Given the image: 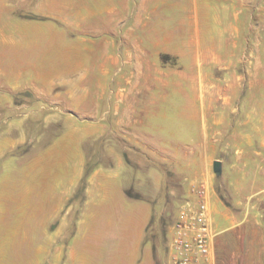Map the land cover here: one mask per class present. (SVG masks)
I'll return each instance as SVG.
<instances>
[{
	"label": "crops",
	"instance_id": "0c3cea01",
	"mask_svg": "<svg viewBox=\"0 0 264 264\" xmlns=\"http://www.w3.org/2000/svg\"><path fill=\"white\" fill-rule=\"evenodd\" d=\"M131 1L0 0V75H5L0 82L6 83L0 87V109H19L5 90L31 91L40 99L68 104L75 113L94 116L90 122L67 115L62 121L74 128L106 130L111 168L107 177L101 170L93 171L84 194L80 193L84 173L79 172L74 176L78 187L59 197L49 196L41 212L30 204L33 187L2 189L0 241L4 235L19 242L26 251L17 257L25 264H160L152 230L159 227L164 208L161 205L158 212L154 205L163 201L167 173L162 163L175 162L178 140L170 133L162 141L169 149L159 144L160 149H148L140 141L132 147L119 138V132L144 131L148 117L158 114L160 96L155 88L159 83L170 87V81L160 77L164 68L184 67L187 71L182 75L193 76L195 68L211 65L212 51L223 59L228 52L241 50L249 14V10L244 14V4L259 2L151 0L154 10L148 12L149 0H139L137 10H132ZM25 8L39 19L20 17L18 11ZM258 23L256 33L264 30V12ZM44 27L50 34L44 33ZM36 30L43 33L39 40L30 36ZM70 30L78 39L72 40ZM63 55L70 57L63 65L66 70L60 68ZM51 60L60 66L54 75L49 70ZM27 72L30 78L24 80ZM121 81L129 85L127 89ZM86 82L98 90H82ZM58 87L69 90L53 95ZM48 111L40 107L33 113L44 121L56 118L47 116ZM130 165L150 170L149 176L133 175L127 170ZM140 178L143 184L134 185ZM103 179L117 187H99ZM115 226L126 231L110 244L105 234ZM38 241L42 245L36 248Z\"/></svg>",
	"mask_w": 264,
	"mask_h": 264
},
{
	"label": "rangeland",
	"instance_id": "374dc122",
	"mask_svg": "<svg viewBox=\"0 0 264 264\" xmlns=\"http://www.w3.org/2000/svg\"><path fill=\"white\" fill-rule=\"evenodd\" d=\"M150 1L146 4L148 12L154 10ZM138 5L139 0L131 1L132 10H137ZM248 10V27L242 36L241 50L228 52L229 56L223 59L219 52L212 51L211 65L195 68L193 76H183L182 72L187 71L184 67L164 68L160 77L170 81V87L159 83L155 88L160 96L158 114L148 117L144 131L119 132V138L132 147L140 141L141 145L145 142L148 149H160L156 144L166 149L162 141L170 133L178 140L175 162L162 163L167 173L163 201L154 205L158 212L161 205L164 208L159 227L152 230V237L157 235L154 249L160 264L169 262L172 228L183 201L190 196L193 184L202 183L209 190L215 209V264H264V30L255 32L260 14L264 12V0L244 4V14ZM18 15L39 19L26 8L18 11ZM43 31L50 34L46 28ZM70 32L72 40L78 39ZM42 34L36 30L30 36L39 40ZM53 53L51 51V56ZM68 56H62L61 67L51 60V75L57 69L66 70L63 65ZM164 63H167L165 59ZM29 73H25L24 80L30 78ZM3 83L0 82V87L6 85ZM120 86L127 89L129 85L121 81ZM81 87L86 91L98 90L90 82ZM68 90L58 87L53 95ZM4 92L19 109H0V192H5L2 189L8 185L33 187L30 204L41 212L49 196L59 197L70 187H78L74 176L79 172L84 173L82 194L93 171L101 170L107 177L111 169L107 158V131L74 128L62 121L68 116L90 122L94 116L75 113L68 104L52 98L40 99L31 91ZM40 107L49 108L46 115L56 118L44 121L45 117L35 115L33 111ZM216 161L222 163L221 176L213 171ZM127 170L133 175L140 174L141 178H147L150 172L132 165L127 166ZM141 178L135 180L134 185L143 184ZM97 185L105 189L117 187L114 181L107 179ZM9 196L13 198V194ZM12 209L15 210V206ZM39 219L43 220L44 214ZM124 230L115 226L105 237L110 244L117 242ZM3 238L0 264H25L17 257L18 252L26 251L21 249L22 245L12 242L9 236L3 235ZM41 245L42 241H38L35 247Z\"/></svg>",
	"mask_w": 264,
	"mask_h": 264
},
{
	"label": "built area",
	"instance_id": "2783aa9c",
	"mask_svg": "<svg viewBox=\"0 0 264 264\" xmlns=\"http://www.w3.org/2000/svg\"><path fill=\"white\" fill-rule=\"evenodd\" d=\"M172 230L168 264H215L212 201L203 183L193 184Z\"/></svg>",
	"mask_w": 264,
	"mask_h": 264
},
{
	"label": "water",
	"instance_id": "95a60500",
	"mask_svg": "<svg viewBox=\"0 0 264 264\" xmlns=\"http://www.w3.org/2000/svg\"><path fill=\"white\" fill-rule=\"evenodd\" d=\"M213 171L216 174V176H221V174H222V163L220 161L214 162Z\"/></svg>",
	"mask_w": 264,
	"mask_h": 264
}]
</instances>
